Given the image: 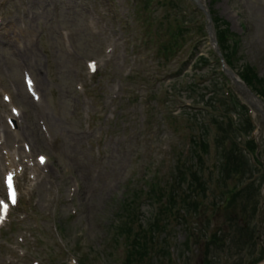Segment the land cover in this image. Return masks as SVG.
Returning a JSON list of instances; mask_svg holds the SVG:
<instances>
[{
    "label": "rangeland",
    "instance_id": "rangeland-1",
    "mask_svg": "<svg viewBox=\"0 0 264 264\" xmlns=\"http://www.w3.org/2000/svg\"><path fill=\"white\" fill-rule=\"evenodd\" d=\"M0 9L9 25L25 28L0 37V89L21 86L22 95L26 94L23 70L35 79L40 96L33 101L27 94L22 99L15 95L13 104L21 111L18 125L8 135L1 131L0 196L3 173L11 164L25 173L18 181L25 204L13 210L0 230V264H70L68 251L87 264H99V255L103 264H120L122 254L111 237L110 224L126 185L131 178L143 185L153 169L160 180L166 177L173 149L180 146L178 134H183L177 124L163 120L157 100L145 106L144 98L153 93L149 88L156 92L161 81L155 77L149 85L140 86L130 79L134 71L150 74L146 72L156 69L149 63V51L134 50L140 29L133 21L134 6L130 0H6ZM212 13L238 37L234 67L245 70L253 82L264 81V0H215ZM121 24L126 27L122 29ZM61 30L69 35H61ZM16 39L25 41L17 45ZM19 48L23 55L16 54ZM198 52L207 53L206 46L200 44L195 55ZM87 59H98L96 76L88 73ZM198 66L202 84L190 89L199 95L216 77L203 76L210 64L199 62ZM192 72L188 64L183 77L190 78ZM86 86L92 97L84 96ZM128 91L133 95L128 96ZM211 100L206 95L203 101ZM253 120L258 127V160L264 165V125L257 114ZM235 123H242L238 114ZM13 130H19L18 136ZM217 148L221 157L233 159L236 154L226 139ZM38 153L48 158L42 166L35 160ZM235 157L236 167L230 162L235 174L220 169L217 188L203 200L202 215L186 216L195 232L190 250L184 246L187 232L182 221H174L166 233L174 264H235L239 260L247 264L252 249L264 258V177L253 183V194L234 195L213 213L221 192L235 188L243 174L254 170L245 155ZM207 158L206 165L212 166L215 159ZM216 164L220 166V157ZM230 170L227 165L226 171ZM176 189L183 195L181 187ZM140 206L138 219L144 220L152 208L148 202ZM256 228L259 232L254 236L259 238L252 243L250 232ZM144 262L169 264L159 252Z\"/></svg>",
    "mask_w": 264,
    "mask_h": 264
},
{
    "label": "snow or ice",
    "instance_id": "snow-or-ice-1",
    "mask_svg": "<svg viewBox=\"0 0 264 264\" xmlns=\"http://www.w3.org/2000/svg\"><path fill=\"white\" fill-rule=\"evenodd\" d=\"M43 160H44V158L41 157V162H43ZM8 179H9V181L11 180L10 177ZM9 187H11V184L10 183H9ZM0 206H3V202L2 201H0Z\"/></svg>",
    "mask_w": 264,
    "mask_h": 264
}]
</instances>
